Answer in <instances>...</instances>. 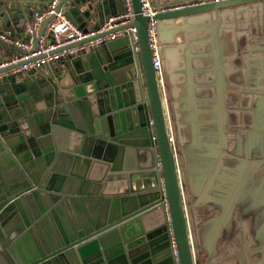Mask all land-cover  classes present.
Here are the masks:
<instances>
[{"label":"water","instance_id":"water-1","mask_svg":"<svg viewBox=\"0 0 264 264\" xmlns=\"http://www.w3.org/2000/svg\"><path fill=\"white\" fill-rule=\"evenodd\" d=\"M174 1L155 16L167 105L139 0L138 55L124 34L48 68H0V264H174L165 203L180 264H264V0ZM32 3L0 0V31L22 34ZM59 10L96 31L123 2Z\"/></svg>","mask_w":264,"mask_h":264},{"label":"built area","instance_id":"built-area-1","mask_svg":"<svg viewBox=\"0 0 264 264\" xmlns=\"http://www.w3.org/2000/svg\"><path fill=\"white\" fill-rule=\"evenodd\" d=\"M61 0H49L46 8L42 11L33 12L29 18L23 22L22 34L19 37H11L0 32V42L11 46L15 53L5 61L0 62V68L9 65L22 63L21 66L11 70L12 74L27 73L39 68H48L55 63H59L69 55H74L86 47H94L104 42L120 38L124 34H129L133 45V52L139 54L137 30L130 27L134 21L135 14L132 8V0H122L123 12L117 16L110 17L98 30L84 32L73 25L64 15L63 10L57 11V6ZM220 0H214L218 3ZM141 15L146 17L148 44L151 51L152 68L156 74L163 101L167 105L169 99L166 77L163 69L162 49L157 36V10L151 6L150 0H139ZM161 12L164 10H160ZM48 21L43 31L41 25ZM126 28L121 31L120 29ZM117 30L110 33L112 30ZM87 38H95L86 45L72 46ZM168 140L172 150L176 153V143L173 126L168 115L167 119ZM154 141V137L152 138ZM179 169V168H178ZM164 197V193H163ZM164 212L170 234V248L174 264H180L176 243L171 232V220L168 214V207L165 203Z\"/></svg>","mask_w":264,"mask_h":264},{"label":"crops","instance_id":"crops-1","mask_svg":"<svg viewBox=\"0 0 264 264\" xmlns=\"http://www.w3.org/2000/svg\"><path fill=\"white\" fill-rule=\"evenodd\" d=\"M49 0H34V3L26 6L25 8H28L30 11L29 13L26 14V18H29L30 15L35 12V11H42L46 8ZM151 6L154 10H165L166 7H171L174 5L175 1L174 0H160V1H150ZM245 6L239 7V10ZM247 7V6H246ZM174 22L176 25H180V19H175ZM1 33H5L0 31ZM6 34H13V37H19L16 30L13 29V27H10L9 31L6 32ZM177 43H182L183 42V37H179ZM162 49V48H161ZM15 53V51L11 48V46L7 45V47L0 48V60L1 62L5 61L8 57L12 56ZM31 239V238H30ZM21 245L25 246L24 243Z\"/></svg>","mask_w":264,"mask_h":264},{"label":"flooded vegetation","instance_id":"flooded-vegetation-1","mask_svg":"<svg viewBox=\"0 0 264 264\" xmlns=\"http://www.w3.org/2000/svg\"><path fill=\"white\" fill-rule=\"evenodd\" d=\"M226 99H228V98H226ZM230 102H232V100H230ZM229 146H232V143H230L229 144ZM236 206V205H235ZM236 210V209H235ZM235 213H238V215H240V219H242L243 220V218H245L246 216H243V212H242V210L241 211H236ZM248 217H251V216H248ZM251 219V224L250 225H247L246 223H241V228H242V226H244V230H246V228L247 227H254V222H253V218L251 217L250 218ZM246 227V228H245ZM251 230V229H250ZM244 231H242V235L244 236ZM243 241H244V244L247 246V247H256L257 246V242H255V243H252V242H250L249 240H248V238H246V237H244V239H243ZM232 244H234V243H232ZM198 255H202V260H203V262L205 263V254L202 252V253H198ZM232 264H234V262L232 261Z\"/></svg>","mask_w":264,"mask_h":264},{"label":"rangeland","instance_id":"rangeland-1","mask_svg":"<svg viewBox=\"0 0 264 264\" xmlns=\"http://www.w3.org/2000/svg\"><path fill=\"white\" fill-rule=\"evenodd\" d=\"M222 163H223V166L225 168H228V169H231L232 168V167H230L229 160H228V158H226V156H224ZM195 254H196V256H195V264H204V262H203V260L201 258L202 255L200 256L197 253H195Z\"/></svg>","mask_w":264,"mask_h":264}]
</instances>
